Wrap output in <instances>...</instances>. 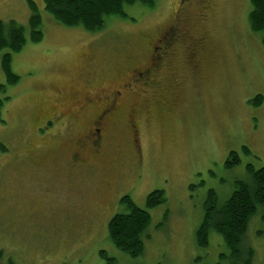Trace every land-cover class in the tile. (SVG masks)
Segmentation results:
<instances>
[{"label": "rangeland", "instance_id": "374dc122", "mask_svg": "<svg viewBox=\"0 0 264 264\" xmlns=\"http://www.w3.org/2000/svg\"><path fill=\"white\" fill-rule=\"evenodd\" d=\"M28 1L0 0V21L14 20L25 27L27 38L21 50L12 54V71L20 77L14 85L6 83L1 67L9 50H0V84L6 85L0 98L9 97L0 114V264H107L108 257L116 264L219 263L221 255L230 254L224 238L211 230L208 246H199L196 239L209 193L213 190L216 205H222L239 180H249V168L264 167V44L260 31L251 28V0H203L205 9L193 5L183 11L190 16L191 34H201L207 41V56L196 76L186 74L182 54L175 59L180 87L167 82L172 86L167 92L170 122L141 117V151L137 152L141 155L123 158L119 164L123 174L141 176L134 187L125 182L120 188L111 214L87 223L94 229L78 228L71 219L61 161L71 151L70 140L45 133L34 120L42 118L50 105L57 112L73 108V99L88 92L85 81L95 69L97 93H110L121 85L124 80L114 78L118 70L131 58V63L140 62L137 54L143 46L138 38L142 33L153 36L167 26L179 14L181 0H156L153 7L126 6L129 19L110 16L95 32L65 26L50 15L44 0H31L42 15L43 39L38 42L30 38ZM200 10L206 12L201 20ZM169 71L172 74V68ZM257 95L263 96V102L254 105ZM140 97L126 93L124 110L131 114L137 106L155 116V106ZM113 133L111 145L103 147L102 154L109 156L97 165L95 181L79 186L82 198L72 192V203L77 201L79 209L107 203L118 183L112 155L121 148L126 153L138 148L127 130L115 127ZM232 151L238 152L241 162L227 167ZM39 153L55 159L52 178L29 164V157ZM106 169L109 175L102 180ZM157 189L164 190L166 200L147 208V196ZM53 195H65L67 202L65 198L62 204L50 202ZM124 195L151 214L152 222L142 236L144 253L137 257L119 249L108 232L109 220L129 211L121 200ZM263 213L261 207L256 214ZM259 217L252 219L244 241L256 250L252 264L264 261V233L254 236L258 229L264 231Z\"/></svg>", "mask_w": 264, "mask_h": 264}, {"label": "flooded vegetation", "instance_id": "af4514ba", "mask_svg": "<svg viewBox=\"0 0 264 264\" xmlns=\"http://www.w3.org/2000/svg\"><path fill=\"white\" fill-rule=\"evenodd\" d=\"M180 5L179 8L181 10L179 14L167 26L160 27L153 36L142 33L138 38L140 44L143 46V51L137 54L139 59L137 61L140 62L131 63V58L118 70L114 78L123 79L124 82L121 85L114 88L110 93H97L96 87L99 79L97 80L96 78L99 77V73L97 74V70L95 69L96 72L92 71L89 76L87 75L88 78L86 77L85 87L88 92L79 100L76 98L73 99V108L69 111L57 112L55 107L50 105L42 118L40 117L39 120H34L36 124L40 123L38 124V129H46L45 133L49 132V134L56 135L58 138L65 136L70 140L71 151L69 150L66 156L62 157L64 159L61 161L62 168L66 171L65 183L67 185L66 189L69 191L68 201H70V205L68 207L72 213L71 219L74 224H77L78 228H96L87 223L111 214L115 210L118 196L121 193L120 188L125 182H127L126 184H130L128 186L134 187L135 181L141 176L140 173L138 175L123 174L121 165L119 164L123 158L138 159V156L141 155L140 153L137 155V152L141 151L139 148V135L142 126L141 117L142 119L149 117L151 120H155L160 124L164 123L163 120H167L169 124L171 103L168 99L170 95L167 92L171 91L172 86L167 84V82L172 81L174 87H180V81L178 80L180 77L179 71L173 68V63L177 59V56L180 54L183 55L187 64L186 74L188 75L196 76L202 68L201 64L207 56V53L205 54L207 41L201 34L197 37L191 34L190 28L192 24L190 22V16L186 17L183 11L191 10L190 7L193 5L196 8L205 9L206 3L203 0H181ZM200 11L199 20L204 19L206 16L205 11ZM91 68L92 70L94 69L92 66ZM169 68H172V74H170ZM135 92L138 96H141L140 99L145 100L144 102L151 103L155 106L153 108L155 116L146 114V111L139 110L137 106L133 108L134 112L131 114L124 110L122 105L124 95ZM115 127L125 131L127 130L128 134L132 137L131 143L138 148L127 153L121 148L119 150L120 152H116V156L112 155L114 158L112 162L116 166L115 177L118 178V183L114 187L115 189L112 191V195L108 196L107 203L105 205H100L99 203L91 204L85 209H79L77 201L72 203L71 195L73 196L74 194L72 192H76L82 198L79 186L84 182L95 181L97 165H99L105 155L109 156L106 152L105 155L102 154V151L106 144L111 145L109 139L113 137ZM53 148H59V146ZM109 153L111 154V152ZM29 158V164L34 169L52 178L54 168L51 167L55 159L46 158L40 153L37 155L32 154ZM107 175H109V172L106 169L100 177L103 180ZM128 177H130V180ZM109 188L112 189L111 187ZM45 191L49 190L46 189ZM124 197H130V195L122 196L121 200ZM63 198H65L63 201L67 202L65 195L62 198L59 195H53L49 201L62 204ZM258 215L260 216L258 223L264 224V221H262L264 220V213L261 215L256 214L255 216ZM262 233H264L263 228H260L254 232V236L259 238L258 235ZM247 248L253 249L254 257L256 253L254 247L249 245ZM230 256L231 254H225V258L219 262L222 264H231L232 260ZM262 258L264 259V252ZM223 260L225 261L223 262Z\"/></svg>", "mask_w": 264, "mask_h": 264}, {"label": "trees", "instance_id": "16d2710c", "mask_svg": "<svg viewBox=\"0 0 264 264\" xmlns=\"http://www.w3.org/2000/svg\"><path fill=\"white\" fill-rule=\"evenodd\" d=\"M155 2L156 0H44L46 10L61 24L68 27L79 26L93 32L100 31L110 16L129 19L125 11L126 6L143 4L153 7ZM28 3L32 11L29 19L30 38L33 42H38L43 39L42 15L34 1L29 0ZM251 3L253 6L249 13L251 28L254 31H260L264 44V0H251ZM132 20L136 19L132 18ZM26 41L25 27L14 20L0 21V50L3 48L9 50L2 56L1 67L6 73V83L9 85H14L20 79L16 72L12 71V54L20 51ZM5 88L4 83L0 84V92H4ZM6 99L8 100L9 97L0 98V114ZM262 102V95H257L253 100L254 105ZM245 151L249 150L245 149ZM240 162L238 152L232 151L226 159V166L232 167ZM249 171L251 173L249 180H239L232 195L224 204L217 206V194L210 191L205 219L196 233L198 245L201 247L208 246L211 230L219 233L230 250L231 264H252L253 249L247 248L244 241L251 220L257 210L264 207V167L259 170L249 168ZM147 197V208L150 209L166 200L163 189L154 190ZM122 201L129 211L115 214L109 220L108 232L119 249L137 257L144 253L145 243L142 236L152 222L151 214L147 209L139 207L131 197H124ZM224 258L225 255L221 259ZM107 260V264H116L111 257Z\"/></svg>", "mask_w": 264, "mask_h": 264}]
</instances>
